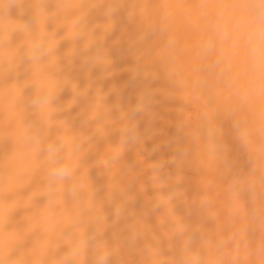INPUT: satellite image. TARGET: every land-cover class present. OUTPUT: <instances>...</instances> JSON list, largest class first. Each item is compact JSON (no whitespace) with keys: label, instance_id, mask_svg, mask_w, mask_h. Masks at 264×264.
<instances>
[{"label":"clouds","instance_id":"1","mask_svg":"<svg viewBox=\"0 0 264 264\" xmlns=\"http://www.w3.org/2000/svg\"><path fill=\"white\" fill-rule=\"evenodd\" d=\"M197 7L198 76L194 98H187L178 63L183 49L166 3L0 0V264H132V253L139 257L136 264H264V0H254V21L235 3L210 10L208 0H200ZM94 13L102 20L94 21ZM121 19L136 29L130 42L133 78H163L167 95L182 101L172 155L149 164L144 179L123 158L143 145L138 118L151 112L158 89L145 84L134 105L115 106L114 118L105 103L109 93L97 87L77 114L84 116L79 127L65 115L93 87L91 80L80 87L71 78L76 58L88 73L99 66L104 78L113 75L105 41ZM63 41L71 46L60 55ZM66 88L72 96L60 103ZM223 121L231 123L246 170L230 156ZM113 131L118 141L85 163L97 141ZM168 165L175 166L174 176ZM186 165L198 174L199 194L191 200L181 186ZM93 167L107 177L104 199H97ZM133 184L140 192L147 185L155 190L149 203L162 210L159 234L137 217L126 237L114 233L109 241L106 232L131 215ZM177 201L195 210L200 222L178 215ZM106 204L114 205L111 222ZM18 210L19 221L13 218ZM209 221L215 231L205 227Z\"/></svg>","mask_w":264,"mask_h":264},{"label":"bare ground","instance_id":"2","mask_svg":"<svg viewBox=\"0 0 264 264\" xmlns=\"http://www.w3.org/2000/svg\"><path fill=\"white\" fill-rule=\"evenodd\" d=\"M158 3H166L171 11L175 13V30L173 35L180 38L182 53L178 56V63L181 74L185 77L184 83L186 91L184 93L187 98H194V83L197 79L196 72L197 59L194 55V50L200 40L202 34V23L199 15V8L197 7L200 0H157ZM219 3H224L229 6L238 4L243 12L254 21V0H208L209 9H214ZM93 20H102L98 13L93 14ZM52 25H49L51 29ZM63 30H61L62 33ZM136 29L133 24H128L126 20L121 19L116 28L108 35L105 41V47L108 49L113 64L110 71L113 72L111 77L104 78L103 69L99 66L93 68L90 73L87 72L86 67L81 66V59L78 57L74 61V66L71 68L69 74L71 78L77 81L80 87L88 84L89 80L93 82V87L90 90L89 96L82 99L69 113H66L70 119L75 117L74 124L79 127L81 121L84 119L83 115H77L82 108H86L88 102L92 99L95 89L99 87L103 92L109 93L105 103L113 108L112 116L115 118L119 115L115 106L118 104L120 110H127L136 102L137 92L145 84L152 89H158L155 95V103L149 114L138 118V130L143 137V145H137L125 153L124 163L126 166L133 167L134 170L141 173V179H144L149 173L147 166L151 167L152 162L158 160H167L172 155L174 142L178 137L176 123L179 119L177 109L182 106V101L178 98H171L167 95L169 89L168 83L163 79L155 81H144L140 78H133L132 68L135 66V58L132 54L130 42L135 36ZM19 36L13 37V42H18ZM71 46L70 41H63L58 49V53H63ZM162 50V49H160ZM241 60L245 58V49L239 52ZM54 59V58H53ZM159 70L158 66H155ZM23 78V77H21ZM115 89V91H111ZM29 90H26L29 92ZM72 96L71 90L66 88L60 95V103H64ZM190 115H195L194 113ZM225 130L224 140L230 147V156L237 160V168H244L246 170L247 164L245 158L240 154L238 145L232 137L231 123L223 121ZM90 130V129H89ZM119 133L113 131L106 139L97 141L96 148L90 152L85 159V163L91 164L98 157L99 153L104 150L108 143L115 144L118 141ZM172 142V143H170ZM10 148V144L5 145V150ZM155 149V151H153ZM118 151V149H116ZM210 167V166H209ZM184 181L181 185L185 190L186 196L189 200L193 196L199 194V187L197 184L198 174L189 166L183 168ZM166 172L174 176L176 168L173 165H168ZM90 177L93 180L94 187L97 189V199H104L106 196L107 177L102 174V170L98 168L90 169ZM27 190L24 194H26ZM129 192L135 195V200L128 206L131 215L121 219L115 226L106 232V238L113 241V234L124 238L129 233V225H131L137 217H141L148 223L154 233L159 234V227L157 217L162 214V210L153 211L149 203L150 198L155 195V190L150 185L145 187L143 192L138 190V185L133 184ZM167 204V200L161 198ZM37 203H42L37 201ZM223 204V200L220 201ZM175 211L178 215L185 218L186 222L199 223L200 219L196 215L195 210H190L188 206L182 202L177 201ZM105 212L108 214V219L111 222L114 219V205H105ZM168 213L171 215V207L168 208ZM23 215V210H18L14 214V220L19 221ZM178 222L177 217H173ZM22 226V225H19ZM205 227L209 231H215L214 222H207ZM63 251V249H61ZM139 257L131 254L132 264H136Z\"/></svg>","mask_w":264,"mask_h":264}]
</instances>
